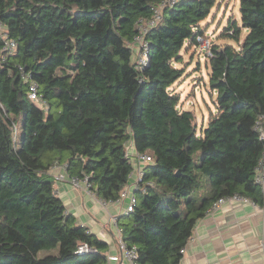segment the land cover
I'll list each match as a JSON object with an SVG mask.
<instances>
[{"label":"trees","instance_id":"1","mask_svg":"<svg viewBox=\"0 0 264 264\" xmlns=\"http://www.w3.org/2000/svg\"><path fill=\"white\" fill-rule=\"evenodd\" d=\"M164 1L0 0V264H105L109 244L67 212L50 171L64 166L68 176L88 178L103 202H116L135 170L130 143L153 157L134 211L118 220L137 264H181L198 222L221 198L264 204L256 182L264 0H240L242 26L230 22L224 33L236 45L210 48L216 112L200 133L173 89L184 75L176 64L199 44L200 24L220 0L165 6L139 69L131 42ZM82 244L94 252L78 254Z\"/></svg>","mask_w":264,"mask_h":264},{"label":"crops","instance_id":"2","mask_svg":"<svg viewBox=\"0 0 264 264\" xmlns=\"http://www.w3.org/2000/svg\"><path fill=\"white\" fill-rule=\"evenodd\" d=\"M130 153L136 152L133 143ZM63 174L64 166L50 171L51 177ZM55 191L81 226L109 244L108 257L119 256L110 264H130L119 248L120 217L125 213L134 187L129 184V196L119 202L105 203L81 184L70 180L54 181ZM181 264H264V214L252 201L228 200L201 219L185 247Z\"/></svg>","mask_w":264,"mask_h":264},{"label":"rangeland","instance_id":"3","mask_svg":"<svg viewBox=\"0 0 264 264\" xmlns=\"http://www.w3.org/2000/svg\"><path fill=\"white\" fill-rule=\"evenodd\" d=\"M236 22L242 26L240 15V0H220L213 8L210 16L201 22L204 36L199 40L198 45H188L187 49L181 52L182 62L176 64L184 70L183 77L178 80L173 89L181 96L180 108L192 111L195 115V124L200 133L205 128L211 118V114L216 112L214 101L216 94H212L209 86L210 67H208V56L210 48L215 44L236 43L224 36L226 28L230 22ZM1 30H4L0 27ZM247 34L244 30L243 37ZM135 56H133L134 60ZM22 134V121L18 124V137ZM134 164V158L132 157ZM122 201V200H121ZM55 250L53 254H57ZM47 255L46 252H39V257Z\"/></svg>","mask_w":264,"mask_h":264},{"label":"built area","instance_id":"4","mask_svg":"<svg viewBox=\"0 0 264 264\" xmlns=\"http://www.w3.org/2000/svg\"><path fill=\"white\" fill-rule=\"evenodd\" d=\"M176 0H165L162 2V4L159 6V8L156 10L155 15L153 18L145 21H141L139 25V34L133 39L131 42L132 48L136 51L135 54V64L139 69H143L148 62L150 51L148 47V43L145 40L146 34L153 28L155 27L158 22L160 21L162 17V9L167 6V5H172L174 4ZM1 27V25H0ZM4 34V30H1ZM16 48V43L14 41H7L6 46H5V51L8 53H12ZM32 99L35 101H40V98L36 94V86H33L32 88V94H31ZM264 119V118H263ZM256 129L260 131V139L264 140V124L263 121H259L256 125ZM128 152L131 157L134 158V164H135V170L134 172L130 175V183L134 187V192L130 195V200L129 204L126 208L125 213L130 214L131 212L134 211V208L137 204V198L135 196V190H137L139 187V183L142 181L143 176H144V169L145 166L148 165L149 163L153 162V157L150 153H142V152H135L134 154L130 153V149L128 147ZM70 180V182L75 185L76 187H79L81 184H83L87 190H89L91 193L95 195L93 191L90 190V185L88 182V178H85L83 180L78 179V178H73V177H68L66 178L65 175L60 174L55 176V181H60V180ZM256 182L261 185L262 187V192L264 194V158L262 159L261 163L259 164V167L257 169V174H256ZM129 186V185H128ZM126 186L123 191L120 194V198L116 201L119 202L121 200L126 199L129 196V187ZM228 200H238V201H246L248 199L241 198L237 195L229 198H221L217 202L214 203L212 210L219 208L223 203H225ZM249 201V200H248ZM261 212L264 214V204L262 206L255 204ZM119 233H120V240H119V248L122 252V257L127 259L130 264H137V259H138V249L136 246L129 247L126 242L123 240L122 237V231L119 228ZM94 250L89 247L87 244H82L78 247L77 253L82 254V253H93ZM182 253H185V249L182 250ZM120 257L119 256H113V257H108L107 262L105 264H110V261H119Z\"/></svg>","mask_w":264,"mask_h":264}]
</instances>
